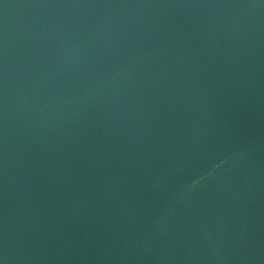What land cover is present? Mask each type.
<instances>
[{
  "label": "water",
  "instance_id": "1",
  "mask_svg": "<svg viewBox=\"0 0 264 264\" xmlns=\"http://www.w3.org/2000/svg\"><path fill=\"white\" fill-rule=\"evenodd\" d=\"M0 264H264V0H0Z\"/></svg>",
  "mask_w": 264,
  "mask_h": 264
}]
</instances>
